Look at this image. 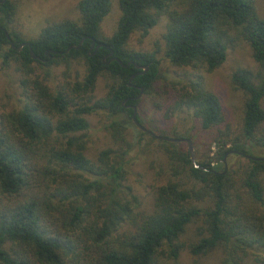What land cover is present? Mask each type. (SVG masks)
<instances>
[{
    "label": "trees",
    "instance_id": "obj_1",
    "mask_svg": "<svg viewBox=\"0 0 264 264\" xmlns=\"http://www.w3.org/2000/svg\"><path fill=\"white\" fill-rule=\"evenodd\" d=\"M254 2L118 0L114 30L102 38L99 26L109 0H77L78 21L51 22L24 39L7 26L15 3L0 0V64L7 68L15 62L20 73L16 105L0 111V264H160L163 247L170 257H178L177 239L191 221L199 223L188 244L192 255L218 249L222 264H249L247 259L264 264V161L232 152L253 155L264 149V20ZM158 15L166 17L163 56L175 67L210 71L223 63L231 44L243 41L258 68L254 74L243 68L230 74L232 86L242 93L241 116L234 126L224 121L219 98L198 71L168 82L173 95L166 106L152 101L166 118L175 111L188 115L208 131L213 149L194 167L179 141L158 139L139 127V135L146 134L142 146H152L158 161L146 209L139 207L127 182V155L141 137L135 142L127 137L132 110L124 105L133 104L137 122L144 125L139 112L153 94V82L161 80L160 60L154 51L129 49L127 41L135 31L145 34ZM5 34L14 46L28 41L40 58L30 57L26 44L11 47ZM80 38L78 47L64 51ZM91 38L106 46L89 54ZM109 50L122 64L103 61ZM73 59L82 61L83 72L60 86L45 84L32 66L46 62L68 68ZM134 63L147 69L136 73ZM99 76L111 83L102 97L92 100L89 92ZM138 86L139 98H130ZM98 111L111 117L110 145L91 159L81 132L89 126L86 114ZM153 132L175 139L192 140L194 135L191 129L182 135Z\"/></svg>",
    "mask_w": 264,
    "mask_h": 264
},
{
    "label": "rangeland",
    "instance_id": "obj_2",
    "mask_svg": "<svg viewBox=\"0 0 264 264\" xmlns=\"http://www.w3.org/2000/svg\"><path fill=\"white\" fill-rule=\"evenodd\" d=\"M11 1L15 3L16 10L11 23H7L8 29L14 30L24 39L35 37L39 30L48 23L60 20H79V12L76 7L77 0ZM109 2V10L102 18L99 26V35L102 38L111 35L119 16L118 0H109ZM254 7L257 15L264 20V0H255ZM0 21L4 23L3 19H0ZM165 22L166 17L158 15L156 23L148 28L145 34L141 35L135 31L129 36L127 41L129 49L154 51L160 60L159 74L161 80L157 79L153 82L151 88L153 94H150L149 98L142 103L139 116L146 127L153 129L157 133L171 130L176 134L182 135L188 133L191 129L194 135L192 140L189 141L194 162L196 163V161L201 160L205 155H209L212 152L213 146L208 141V131L200 130L198 124L180 111L173 112L168 118L162 116L161 110L159 111L158 108H155L152 101L157 100L162 107L166 106L171 102L173 95L171 88L168 87V82L175 75L198 71L206 88L214 92L219 98L222 104L224 121L228 125L234 126L238 123L241 116L242 93L232 86L230 74L237 68H243L254 74L258 65L251 56L248 45L243 41H235L228 47L226 59L223 63L210 71H205L202 68L192 70L189 67H175L163 56L161 35ZM15 66V62H11V65L7 66V68L0 64V111L8 110V108L17 103L19 97L17 96L19 93L17 80L20 73L15 69ZM32 66L36 76L39 79L43 78L44 83L48 86H60L66 80L79 79L83 72L82 61L76 59L71 60L68 68L62 64L54 65L46 64V62H43V64L33 62ZM110 83L111 80H108L107 77L99 76L94 83L93 89L89 92V97L91 96L92 100L102 97ZM261 105L264 107V100ZM113 118L120 119L121 115L113 116ZM86 119L89 122V126L81 132V137L85 142V154L94 159L98 150L110 145L107 126L111 117L104 112L98 111L86 114ZM126 123L127 130L125 133L131 142H135L140 128L130 121H126ZM76 134H79V132ZM139 136L141 137L139 142L137 141V144L132 145L133 147L127 155L128 174L126 176L127 182L132 185L139 197V207L148 209L150 196L153 194L154 187L152 185L157 181L153 171L156 170L158 161H156L152 146H149L148 150L142 146L146 141V134L141 133ZM177 144L187 150V143L184 140L177 142ZM252 156H264V149H258L257 152H253ZM198 224L197 221L189 222L183 233L178 237L177 243L181 245V248L177 251L178 257H170L166 252V247H163L160 250L161 252L159 251L160 264H190L194 259L200 261L201 264H222L223 255L218 249L209 250L205 255L201 256H194L189 253L188 244L195 238V230ZM247 261L251 264L248 259ZM250 261L252 262V259Z\"/></svg>",
    "mask_w": 264,
    "mask_h": 264
},
{
    "label": "water",
    "instance_id": "obj_3",
    "mask_svg": "<svg viewBox=\"0 0 264 264\" xmlns=\"http://www.w3.org/2000/svg\"><path fill=\"white\" fill-rule=\"evenodd\" d=\"M3 1L4 0H1V2H3ZM5 36L8 39L9 44H10L11 47H15L16 49H19L23 44H26L28 46V50H29L30 57H32L34 59H39L40 58V57H38L37 55H35V54H33L31 52V50L29 49V43H28V41H21L16 46H14L13 42L10 40L9 35L8 34H5ZM81 40H82V38H80L78 40V42L76 44H74L73 46L67 47L64 51L66 52L69 48H73V47L76 48V47H78V45L81 42ZM99 45H102V44H99ZM109 53H111V51ZM113 59L117 60L120 64H122L121 61L117 57H115ZM129 63H131V61H129L128 64ZM133 65L137 69L140 68L136 73L143 72L144 70L147 69V66L146 65H142V64H138L137 65L136 63H134ZM132 76H133V74L128 77V81H130V79L132 78ZM141 92H142V87L141 86H138V93L134 97H132V99L139 98ZM129 107L132 110V112H131L132 122H134V124L136 126H138V128L140 127L141 129L147 131L148 133L152 134L153 136H155V137H157L158 139H161V140H165V141H177L178 140V139L171 138V137L157 135L156 133L153 132V130L145 127L140 122H137L136 117H135V106L133 104H131V105H129ZM184 141L187 143V151H188V155H189L190 161H191V163H192V165L194 167H197V164L194 162L193 152H192V148H191V143H190L189 139H184ZM232 152H235V153H237V154H239V155H241V156H243L245 158H248V159H252V160H262V161H264V156H252V155L243 154V153H241L239 151H232Z\"/></svg>",
    "mask_w": 264,
    "mask_h": 264
},
{
    "label": "flooded vegetation",
    "instance_id": "obj_4",
    "mask_svg": "<svg viewBox=\"0 0 264 264\" xmlns=\"http://www.w3.org/2000/svg\"><path fill=\"white\" fill-rule=\"evenodd\" d=\"M99 44H102V45H99ZM92 46H93V50H92V52L89 53V54H92L93 52H95L96 49H97L99 46H106V45H104V43H102V42H98V43H96V42L94 41V39L91 38L90 43H89V48H91ZM110 51H111V50H109V52H110ZM109 52H108L107 54H105V56L107 55V56L110 57L108 61H105V56H103V61L106 62V63H109L111 60H115V59H113V58H115V57L111 55V54H112V51H111V53H109ZM139 69H140V68H139ZM130 98H132V97H130ZM124 100H126V99H124ZM124 100L121 102L122 105H123ZM129 105H131V103L126 104V105H124V106H127L128 108H130ZM130 109H131V108H130ZM135 113H136V108H135ZM145 127H146V126H145ZM147 128H148V127H147ZM182 140H184V139H179V138H178L177 141H182Z\"/></svg>",
    "mask_w": 264,
    "mask_h": 264
}]
</instances>
